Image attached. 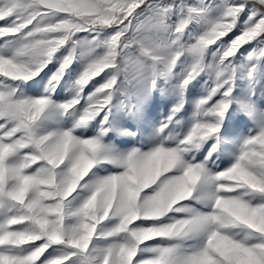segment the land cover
Instances as JSON below:
<instances>
[{
	"label": "snow or ice",
	"instance_id": "6c2138e0",
	"mask_svg": "<svg viewBox=\"0 0 264 264\" xmlns=\"http://www.w3.org/2000/svg\"><path fill=\"white\" fill-rule=\"evenodd\" d=\"M0 264H264V0H0Z\"/></svg>",
	"mask_w": 264,
	"mask_h": 264
}]
</instances>
